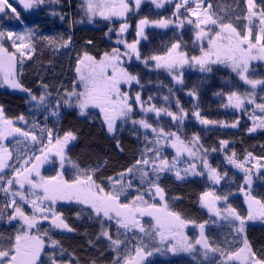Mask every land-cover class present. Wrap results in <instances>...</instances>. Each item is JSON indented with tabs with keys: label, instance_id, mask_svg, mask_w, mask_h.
Returning <instances> with one entry per match:
<instances>
[{
	"label": "snow or ice",
	"instance_id": "snow-or-ice-1",
	"mask_svg": "<svg viewBox=\"0 0 264 264\" xmlns=\"http://www.w3.org/2000/svg\"><path fill=\"white\" fill-rule=\"evenodd\" d=\"M17 2L24 10H31L46 3L61 4L62 0H17ZM152 2L157 8L163 6V0H152ZM132 3L133 0H82L80 7L87 16L88 22H92L97 17L110 23L116 19L120 21L119 29L116 31L117 46L110 52H104L99 58L87 50L79 53L75 64L76 79L71 89L58 90L55 101L51 99L50 86L43 80L39 84L43 91L37 95L31 88L26 87L20 78L24 59H31L35 52L34 33L28 31L24 34H16L12 31H0V85H7L11 89L26 93L32 108L37 110L50 108L53 116H59L60 109L65 106L79 109L80 115H86V110L89 108L98 109L102 127L116 140L115 147L119 152H123L124 148L117 139V133L129 123L132 125V131L138 137L142 135L145 141L140 158L131 167L125 168L115 176H108L106 182L96 176L99 165L81 169L75 163L72 166L76 172L72 179H66L63 171L45 177L41 175V166L51 161L52 157H56L60 162V168L63 169L67 161L65 149L71 141L77 139V135L67 131L60 136L54 134L52 129L41 128L38 137L33 132L18 126L17 122L28 123L24 115H20L14 121L7 118L4 109L0 107V193L5 194L3 209L11 210L0 211V219L7 215L9 223L18 222L14 243L9 244L7 248L0 246V264H81L74 252L68 254L63 245L51 236L52 230L76 232V229L67 222L64 214L57 210L56 206L60 202L82 205L90 209L87 213L89 219H94L101 225L96 240L101 238L107 240L108 247L116 254L111 264H143L146 257L152 255V251L147 250L148 243L142 237H137L136 231L144 233L153 243L158 238L159 244L167 245V250L172 252L181 250L192 252L195 245L205 249V256L208 252L220 251L219 248L213 247L204 235L203 223L197 225L200 229V237L194 243L189 242L184 228L194 222L169 209L165 200V189L159 182L161 173L175 170L177 179H183L189 174L197 176L206 174L208 180L218 184L221 175L207 159L209 150L200 144L198 137L186 141L176 131H166L160 125L162 115L170 117L172 122L181 125L187 112L180 107L179 101L176 102L178 112H173L168 107H158L150 103L152 97L144 100L140 90L133 92V84L141 85L142 88L141 80L138 74L126 65L133 57L145 67H151L149 62L154 61L156 69H165L174 81L182 83V73L179 69L184 65H196L201 72H205L212 70L210 65L219 64L231 68L240 80L255 89L257 85H264V80L250 79L246 73L250 61L264 60V9L257 11L255 0H246V14L236 17L247 21L245 30L241 31L232 22L225 21L209 11L212 5L208 0H176L173 13L179 21L176 26L183 27L185 23L192 26L194 44L199 47L200 55L189 56L187 51L181 49L179 43H173L163 55L142 56L138 47L140 40L129 43L123 36L129 28L127 14L133 11ZM134 3L135 8L138 9L141 0H134ZM9 9L19 19L20 14L16 7L9 3V0H0V13L6 16ZM181 9L184 11L181 12ZM53 13L56 14L55 10ZM60 18L63 20L64 16L61 15ZM150 23L155 27L166 28L174 21L140 19L136 25L137 37L147 38L144 35V28ZM108 31L111 33L114 29L110 27ZM5 39L11 41V48L15 51H9V48L4 46ZM71 43L72 39L69 36L63 39L60 47L68 48ZM86 43L91 45L93 42L89 40ZM189 95L194 93L190 92ZM164 99L167 101L169 97L165 96ZM245 101L250 104L255 103V108L262 114L251 117L254 124L248 131L255 132L258 127L264 128V103H256L252 94L241 96L232 92L228 96L229 105L236 109H240ZM53 104L55 106L51 107ZM137 109L141 114L139 118L135 115ZM149 114H154L155 119L153 120ZM193 115L202 124L217 123L201 118L199 111H194ZM255 121H259V124ZM237 123L238 121L221 126L235 128ZM33 126L37 125L34 123ZM140 129L145 131L140 133ZM45 132L47 143H44ZM16 136L40 144L39 154L14 159L12 151L3 141ZM228 143L227 140L220 141L222 148ZM162 145H168L175 150L176 155L171 161L163 155ZM217 150L211 149V151ZM185 154L190 162L182 175L176 166L180 162L179 158ZM226 159L229 164L245 173V183L250 185V173L264 157H254L248 152L241 160L237 158L235 152H232L231 155L226 154ZM254 160L256 163H253ZM259 166L264 167V165ZM136 173L140 174L139 185L133 184ZM134 187L136 188L134 198L130 201L127 198L122 200L121 196H126L128 190ZM199 199L203 208L218 220L227 221L240 236L241 246L227 253L220 252L223 257L222 264H264V252L255 251L247 237L240 235L244 232L246 219L264 217V201L245 192L248 203V215L245 218L230 204L225 203L223 207H219L218 203L226 202L227 196L217 195L215 191H205ZM83 210L82 208L80 211ZM145 216L155 221L150 232H146L141 223ZM77 218H80L79 212ZM234 221H238L239 224H235ZM45 222L49 228L42 227ZM105 222H108V228L111 227L112 222L117 225L118 237L136 239L139 243L131 251H127L125 240L114 238L105 227ZM121 229L124 231L121 232ZM128 232H132L131 238L127 237ZM88 244L96 246L91 239L88 240ZM46 247L54 251L46 252ZM153 251H160V248L154 247ZM65 256L69 258L65 259ZM90 264H96V261L92 260Z\"/></svg>",
	"mask_w": 264,
	"mask_h": 264
},
{
	"label": "trees",
	"instance_id": "trees-1",
	"mask_svg": "<svg viewBox=\"0 0 264 264\" xmlns=\"http://www.w3.org/2000/svg\"><path fill=\"white\" fill-rule=\"evenodd\" d=\"M208 2L212 5L209 11L214 12L217 17L225 21L232 22L238 30H245L244 26L247 21L236 17L246 14V0H208ZM255 2L257 11L264 9V0H255ZM77 4L79 2L76 0H71L70 3L69 0H62L60 4L68 26L65 34L62 29L58 30L56 27H53L54 31L45 32L49 37L64 34V37L59 41L71 36V54L68 57L76 58L79 53L87 50L99 58L104 52H110L113 47L117 46L115 43L118 38L116 31H118L120 23L96 22L93 25H88L86 16H82L78 12ZM76 15L78 18L74 17ZM172 16L173 12L168 9L156 11L147 6L136 17L129 18L128 23L131 26V33H135L136 22H139L140 19L146 18L149 21L170 20ZM110 27L114 29L111 33L108 31ZM109 36H111V39H109ZM89 40L93 42L91 45L86 43ZM194 40V30L191 27L181 32L177 29L166 32L149 31L147 41L139 48L142 56L163 55L173 43H179L181 49L187 51L189 56H198L200 53L194 45ZM127 41L131 43L132 39L127 38ZM149 63L152 65L151 67H145L141 62L127 65L135 74H138L141 80L142 88L139 85L138 90H140L142 98L148 100L149 97H152L150 103L156 104L158 107H168L173 112H178L176 102L179 101L180 107L191 116V122L184 124L182 127L184 139L199 138L200 144L209 150L207 154L210 155V164L217 168L223 179L222 183L216 186L206 178L195 177L178 180L172 175L162 176L159 182L165 189V200L169 205V209L195 224H205L206 221L209 223L211 221L210 217L208 212L201 206L199 198L202 193L211 190L215 191L217 195L227 196L225 203L230 204L242 217L246 218L248 210L246 202L240 194L244 192L241 191L244 177L229 165L226 154L231 155L232 152H235L237 158L241 160L248 152H251L254 157H264V130L249 132L248 129L252 127L251 123L239 113L226 109L228 96L232 92L242 93L244 91L243 86L239 84L235 76L215 69L210 74L186 72L182 78V86L176 87L166 72L156 69L152 61ZM255 77L256 80H264V74L251 75L250 79H255ZM26 87L31 88L35 93L36 88L29 80L26 81ZM170 89L171 91H169ZM190 92L194 95H189ZM165 96L169 97L167 101L164 99ZM0 107L4 109L5 116L14 121L20 115H24L28 123L32 125L34 122L49 124V129H52L54 134L63 136L67 131L74 132L77 139L67 149L68 157L82 169L99 165L96 176L100 180L106 181L108 176H115L125 168L131 167L140 158V153L144 147L142 135L138 137L132 131L131 126L122 127L117 133V139L122 144L124 151L119 152L115 147L116 140L102 127V121L98 114L90 113L88 116L82 117L76 110L66 109L59 120H48L46 113L41 114L31 107L26 93L10 92L3 89L1 85ZM194 111H199L201 118L217 123L208 124L204 127L199 126L193 121ZM169 120L171 121L169 117L160 120V124L166 126L164 128L167 130H169L167 125ZM237 121L235 128L221 126V124L231 125ZM221 140L229 142L225 148L221 147ZM213 148L218 150L211 151ZM250 195L264 201V171L256 176ZM4 200L5 194L0 193V205L3 204ZM80 210L81 208L75 205L59 209L70 226L76 229V232L65 235H52V238L58 240L68 254L74 252L81 264H90L92 260H95L96 264H111L115 254L108 249V243L103 238L96 240L97 235L100 233V225L95 220L89 219L86 214L82 215ZM78 212L80 213L79 219L77 218ZM234 223L239 224L238 221H234ZM3 226L5 225H2L1 229L6 234V242L10 236L7 233L8 228H3ZM110 234L115 238L117 236L116 229L111 227ZM240 235L247 237L255 251L258 253L264 252V225H247ZM136 236L142 237L139 234ZM205 236L213 247L220 249V251L215 252L218 256H221V251L227 253L241 246L240 236L237 235L235 229L227 221L209 226L205 231ZM142 238L148 245L151 244L149 237ZM89 239L95 242V247L88 244ZM133 241L135 246L139 243L135 239ZM131 248L129 247V250ZM192 263L196 264L187 258L172 260L156 258L155 261L151 262V264ZM215 264H221V261H217Z\"/></svg>",
	"mask_w": 264,
	"mask_h": 264
},
{
	"label": "rangeland",
	"instance_id": "rangeland-1",
	"mask_svg": "<svg viewBox=\"0 0 264 264\" xmlns=\"http://www.w3.org/2000/svg\"><path fill=\"white\" fill-rule=\"evenodd\" d=\"M76 1L79 2V4H77L78 5L77 6L78 12L83 16L84 12L80 7L82 0H76ZM175 2H176V0H172V2H169V0H163V6L160 8H157L156 5L152 2V0H141V4H140L139 8L136 9L135 3L133 0V3L131 5V7L133 8V11L129 12L127 14V19H129L131 17H136L147 6L153 10H156V11H164V10L168 9L174 13L175 12V7H174ZM9 3H12L13 6L16 7L17 11L20 14L19 19L16 18L15 14H13L10 9L7 10L8 14L6 16L4 14L0 13V24H1L0 25V27H1L0 31H4V32L12 31L16 34H24L25 32H28V31H31L32 33H34L33 47L35 48V52L33 53L31 59H27V58L24 59L23 71L20 75L22 83L26 86V81L29 80L30 83H33V87L36 88L35 94L39 95L40 92L43 91V89H41L39 86L40 81L43 80L44 83H47L50 86L49 91L52 93L51 99L53 101H55V99L57 97L58 90L63 91L64 88L71 89L73 82L76 79L75 64H76L77 57L76 58L68 57V55L71 54L72 43L68 48H61L60 47V43H62L63 40L59 41V39L64 37L65 31L67 32V29H68V26L65 22V17L63 20H61V18H60V16L63 15L61 5L55 4V3H46L45 5H42V6L37 7V8H33L31 10H24L22 8V6H20L18 4L17 0H9ZM53 10H55L56 14L53 13ZM183 11H184V9H181V12H183ZM74 17L78 18L77 15ZM170 20H173L174 23L170 24L166 28L155 27L150 23L149 25L145 26L144 35L147 37V33L149 31L166 32V31H169L171 29H177L179 32H181L186 28H189V27L192 28V26L188 25L187 23H185L183 27H177L176 23H178L179 21H177V18L174 15L172 16V18ZM86 22L88 25H93L96 22L106 23V24H119L120 23V21L118 19H116V20H114V22L110 23L109 21H105V20L100 19L98 17L94 18L92 20V22H88L87 16H86ZM137 24H138V22H136V25ZM53 27L58 28V30L62 29L64 34L61 36H54L53 35V36L49 37L45 31H51V30L54 31ZM123 36L126 40H127V38L128 39L131 38L132 39L131 42L139 39L140 44L138 45V47L147 41V38L143 39L141 37H137L136 30H135V33H131V26H129L127 32H125L123 34ZM194 39H195V36H194ZM3 43H4L5 47L9 48V51H15L13 48H11V41L5 39L3 41ZM120 47H123V46L120 45ZM196 47L199 51V47L198 46H196ZM199 53H200V51H199ZM136 62H139V61H136L135 57H133V59L129 62L128 65L134 64ZM152 62L155 64L154 61H152ZM210 67L212 69L211 71L201 72L199 70V66L184 65L182 69H179V71L182 73L181 79L183 78V76L186 72H197L199 74H210L215 69H219L223 72H227V73L235 76L236 79L238 80L239 84L243 86L244 91L242 93H237L238 95L247 96L248 94H252V98L255 100L256 103H264V85H257L256 88L253 89L251 87V85L246 84V83H244V81L240 80L239 76L235 72H233L231 70V68L225 67L224 65H219V64H213V65H210ZM18 68H19V65H18ZM158 70H162L168 74V72L165 69L161 68ZM255 74H257V75L264 74V60H252L249 62L248 72L246 73V75L250 78L251 75H255ZM168 76L172 79V77L169 74H168ZM259 77H261V76H259ZM254 80H256V77ZM173 82H174V85L176 87L182 86V83H177L174 80H173ZM1 86L3 89H6L10 92L24 93V92H20L19 90L11 89L7 85H1ZM138 88H139V85L133 84V86H132L133 92L138 90ZM54 106L55 105L53 104L51 107H54ZM66 109L76 110L79 113V109L68 108L66 106L62 107L60 109L59 116L51 115L50 108L49 109H40V110L36 109V110L39 111V113H41V114L46 113L48 120L57 121L60 119L63 111ZM226 109H228L232 112H235V113H239L241 116H244L251 123V126H253V124H254V121L251 117L253 115H262L255 108V103L250 104V103H247V101H245L244 105L240 109H236V108L232 107L231 105H229L228 98H227ZM86 112H87L86 115H80V114L79 115L82 117L88 116L90 113L99 115V110L94 109V108H89L86 110ZM135 115H136V118H139V116L141 115L139 113L138 109L136 110ZM149 115L153 118V120L155 119L154 114H149ZM164 117H167V116L162 115L160 117V120L164 119ZM192 117H193V121L196 122L199 126H203V127L205 126V124L200 123V121L194 115H192ZM190 118H191V116H189L187 114V116L184 119L183 124H181V125H178L176 122H172L169 120L167 122V125L169 126V130H167L166 128H164V129L166 131H176L177 134L180 135L182 139H184L185 137H183L184 133H182V130H183L182 127L184 124L191 122ZM101 121H102V119H101ZM17 123H18L19 127H21L24 130H29V131L33 132L38 137L40 136V129L41 128H45V129L50 128L49 124H47V123L45 125V124H39V123L34 122L35 125H37L36 127L33 126L34 123H33V125L31 123H27V124H24L22 122H17ZM255 123L259 124V121H255ZM160 125L162 127H166L163 124H160ZM129 126L132 127L131 123H129L123 127H129ZM206 126H208V124ZM259 130H264V128L258 127L256 131H259ZM139 131H140V133H143L145 130L140 129ZM44 135H45L44 143H47L46 132ZM149 136H151V132H149ZM143 141H144V139H143ZM186 141H190V140H186ZM3 143L9 147L10 151H12L14 159L16 157L27 158L28 156H31L33 154H39V149L41 147L40 144L32 141L31 139H25V138L19 137V136L9 137L7 140L3 141ZM72 143H73V141H71L68 144V146L66 147V149H65L66 155H67V149L69 148V146ZM144 144H145V141H144ZM161 147H162L163 155L166 156L171 161L176 155L175 150L168 145H162ZM149 155H151V153H149ZM209 158H210V155L207 154L208 161H209ZM179 160H180V162L177 164L176 167H177V169H179L181 171V174L183 175V170L188 166V163L190 161H189L187 154L180 157ZM10 163H12V161H10ZM209 163H210V161H209ZM253 163H256V161L254 160ZM72 165H73V162L70 160L68 155H67V161L65 162L63 169L60 168V162H59L58 158L52 157L51 161L46 162L41 166V168H40L41 175H43L45 177H49V176H54L58 171H63L65 175L71 173L72 177L74 178L76 169ZM229 165L232 168H234L238 173H240L243 177L245 176L244 172L235 168L231 164H229ZM259 165H264V159H261L259 161ZM259 165L256 168H253L251 173H250L251 184L250 185L246 184L245 180H244V182H243L244 192L240 193L246 202L247 210H248V203L245 199V192H247L250 195V190L254 184L256 176H258L261 172L264 171V167H260ZM18 166L19 165H17V167ZM6 172H8V170H6ZM166 174L176 177L175 170H173L171 172L161 173V177L165 176ZM139 176H140L139 173L135 174V179L133 180L134 185L140 184ZM195 177L207 179L206 174L203 176H197V175L189 174V175H185L183 179H178V180H185L188 178H195ZM222 181H223V179L221 177L218 184L214 183L212 181H210V182L214 183L216 186H219L222 183ZM135 192H136L135 187L132 189H129L127 195L121 196V199L124 200L127 198L130 201L132 198H134ZM157 203H159L158 198H157ZM66 204H69V203L60 202L57 204L56 207H58L60 205L61 206L66 205ZM224 204H225V201H220L218 203V206L223 207ZM75 206H78L81 209L82 208L84 209L81 213L82 215H84V214L87 215V213L90 212V209H86L82 205H75ZM0 211L6 212V210L3 209V204L0 205ZM8 211H11V210L7 209V212ZM29 211H30V209H29ZM208 215H209L211 221L209 223H205L204 235H205L206 229L209 226H211L215 223H225V221L218 220L217 218H214L209 213H208ZM87 217H88V215H87ZM12 223H18V222L13 221V222L9 223L7 220V215H5L3 219H0V228L2 225L8 226ZM141 223L144 225L146 232H150L152 229V226L155 224L153 219H151V218H145V220ZM250 224L264 225V217L257 216L256 218H254L252 220H245V226L250 225ZM197 225H199V224L189 223L187 225V227L184 228V233H185V235L188 236L189 242L194 243V241L200 237V229ZM105 227L107 228L109 233H110L111 227L114 229H117V225L114 222L111 223L110 228H108V222H105ZM53 231H54V233L59 232V230H53ZM100 231H101V225H100ZM120 231L123 232L124 230L121 229ZM138 234L144 238H147V236H145L144 233H140L139 231H136V235H138ZM127 237L131 238L132 232H128ZM115 238L125 240V243L127 244V251H131L135 246L133 239H126L125 236H119V237L116 236ZM105 241L108 243L107 240H105ZM150 243L151 244L148 245L147 250L152 251V255L146 257V259L143 261V264H151V262L155 261L156 258H166L169 260L178 259V258L179 259L187 258L189 261L195 262L196 264H215V263H217V261H221V264H222V262H223V257L218 256L215 252H208L207 256H205V254H204L205 249L203 247H201L200 245H195V249L192 252H186V251H182V250L172 252V251L167 250V245H160L158 238L156 239L155 243H153L152 241ZM107 246H108V244H107ZM122 247H123V245H122ZM129 247H132V248L129 250ZM154 247L160 248V251H153ZM46 249L50 250V248H47V247H46ZM108 249L110 250L109 247H108ZM51 251H54V250L52 249Z\"/></svg>",
	"mask_w": 264,
	"mask_h": 264
},
{
	"label": "flooded vegetation",
	"instance_id": "flooded-vegetation-1",
	"mask_svg": "<svg viewBox=\"0 0 264 264\" xmlns=\"http://www.w3.org/2000/svg\"><path fill=\"white\" fill-rule=\"evenodd\" d=\"M65 178L66 179H72L73 177H72V175H71V173H69V174H66L65 175ZM71 205H76V204H66V205H60V206H58L57 207V210L59 211V209H62V208H67V207H70ZM145 218H151V217H148V216H145V217H143V219H142V221L141 222H143L144 220H145ZM152 219V218H151ZM154 221V220H153ZM154 223H155V221H154ZM17 225H18V223H12V224H10V225H5V226H3V228L5 227L6 229L8 228V231H7V233L9 234V236H10V238L6 241V242H8L7 244H6V242H5V237H6V234L3 232V230L0 228V246H3V247H5V248H7V246L9 245V244H11V243H14V237H15V235L17 234V231H18V227H17ZM42 227L43 228H49V225L47 224V222H45L43 225H42ZM65 234H69V233H67V232H56V233H54V231L52 230L51 231V236L52 235H65ZM52 249L50 248V250H47V249H45V251L46 252H52L51 251ZM65 259H67V257L65 256L64 257ZM42 259H46V257H42Z\"/></svg>",
	"mask_w": 264,
	"mask_h": 264
},
{
	"label": "water",
	"instance_id": "water-1",
	"mask_svg": "<svg viewBox=\"0 0 264 264\" xmlns=\"http://www.w3.org/2000/svg\"><path fill=\"white\" fill-rule=\"evenodd\" d=\"M205 210L208 212V210L205 208ZM209 213V212H208ZM210 214V213H209ZM214 218H216L214 215H212Z\"/></svg>",
	"mask_w": 264,
	"mask_h": 264
}]
</instances>
